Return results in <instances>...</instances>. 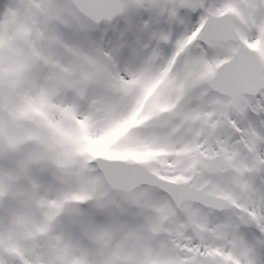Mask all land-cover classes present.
<instances>
[{
	"label": "rangeland",
	"instance_id": "rangeland-1",
	"mask_svg": "<svg viewBox=\"0 0 264 264\" xmlns=\"http://www.w3.org/2000/svg\"><path fill=\"white\" fill-rule=\"evenodd\" d=\"M17 2L10 0L13 10L0 21V261L187 264L179 256L187 250L177 240L182 235L178 229L185 228L179 217L195 223L193 207L178 213L167 197L147 189L132 198L111 194L93 162L98 157L139 162L166 180L194 184L205 160L214 156L202 151V137L215 125L199 92L207 79L201 62L187 52V44L170 62L157 53L129 69L151 82L146 93L137 84L121 90L115 63L109 70L103 61L41 39L15 8ZM27 2L39 11L37 0ZM186 2L133 0L146 3L159 17L167 13L177 20L176 5ZM37 61L42 83L52 94L51 103L39 109L33 107ZM68 94L75 112L60 108ZM80 132L85 133L82 142L73 150V136ZM229 160L234 175L222 187L214 185L212 193L235 203L233 196L247 197L253 190L245 179L247 166ZM56 163L70 167L71 177H59ZM42 174L47 175L41 179ZM73 193L80 197L68 199ZM85 205L100 218L87 228L80 223ZM196 227L206 231L203 225Z\"/></svg>",
	"mask_w": 264,
	"mask_h": 264
},
{
	"label": "snow or ice",
	"instance_id": "snow-or-ice-1",
	"mask_svg": "<svg viewBox=\"0 0 264 264\" xmlns=\"http://www.w3.org/2000/svg\"><path fill=\"white\" fill-rule=\"evenodd\" d=\"M37 2L38 12L27 0H18L15 5L33 32L53 45L103 61L109 70L115 63L120 70L115 82L121 90L137 84L146 93L151 82L129 69L150 62L157 53L170 62L181 46L188 45L187 52L201 62V75L208 78L199 92L205 97V110L213 112L210 124L215 125L214 131L204 133L202 151L214 155L225 167L229 158L233 163L243 161L247 166L245 179L251 181L253 191L247 197L233 196L235 203L216 199L207 193L215 190L214 185L222 187L229 177H221L218 171H202L190 189L198 197L193 204L195 223L179 217L185 228L178 229L182 235L177 240L187 249L179 256L187 264H264V0H187L176 5L178 20L167 13L159 17L146 3L130 0ZM13 7L10 0H0V21ZM36 69L32 83L38 95L33 98V107L39 109L51 103V98L42 83L39 61ZM60 108L76 111L71 94ZM134 115L135 110L129 118ZM84 134L73 136V150ZM209 168L214 169L215 164ZM205 182L208 186L200 191ZM79 197L73 193L68 199ZM80 211L82 226L99 222L90 206ZM196 225H203L206 231L201 232Z\"/></svg>",
	"mask_w": 264,
	"mask_h": 264
},
{
	"label": "water",
	"instance_id": "water-1",
	"mask_svg": "<svg viewBox=\"0 0 264 264\" xmlns=\"http://www.w3.org/2000/svg\"><path fill=\"white\" fill-rule=\"evenodd\" d=\"M130 2L133 3V0H130ZM207 80L208 78L205 83ZM93 106H96V103H93ZM94 162H96V170L111 194L121 195L125 198H132L135 193L142 189L167 193V197H171V201H169L173 209L178 213H180L184 207H193V204L198 199V197L190 191L193 187L192 181L175 183L166 180L153 173L142 163L109 160L100 157L96 158ZM209 164H215V168L210 169ZM225 164L227 165L226 167L217 163L215 161V156H213L205 160V166L202 171H218L221 177H229L230 172L234 173V168L229 159L225 161ZM53 168L56 174L64 179H68L72 175V169L64 164L56 163L53 165ZM207 186L208 184H204L200 191H203V188H206ZM207 195L213 196L216 199H225L214 195L212 192L207 193Z\"/></svg>",
	"mask_w": 264,
	"mask_h": 264
},
{
	"label": "bare ground",
	"instance_id": "bare-ground-1",
	"mask_svg": "<svg viewBox=\"0 0 264 264\" xmlns=\"http://www.w3.org/2000/svg\"><path fill=\"white\" fill-rule=\"evenodd\" d=\"M48 95H52L51 93H48Z\"/></svg>",
	"mask_w": 264,
	"mask_h": 264
}]
</instances>
